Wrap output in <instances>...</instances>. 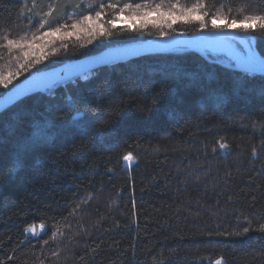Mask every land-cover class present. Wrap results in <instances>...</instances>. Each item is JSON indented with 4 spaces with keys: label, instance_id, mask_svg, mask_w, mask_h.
I'll return each instance as SVG.
<instances>
[{
    "label": "trees",
    "instance_id": "1",
    "mask_svg": "<svg viewBox=\"0 0 264 264\" xmlns=\"http://www.w3.org/2000/svg\"><path fill=\"white\" fill-rule=\"evenodd\" d=\"M202 2L212 15L229 18L221 25H239L264 8V0ZM196 3L179 0L177 7ZM93 5L0 0V75L18 73L7 87L0 84V94L33 71L159 36L149 25L121 35L97 32L91 43L84 34L48 37L40 63L19 69L27 61L16 41L68 25ZM164 30L200 31L198 22L179 20ZM249 32L264 58V36ZM220 56L175 48L102 65L0 111V261L264 264V75L225 66ZM109 119L112 127L97 135ZM27 143L24 166L15 167ZM128 153L130 163L123 159ZM33 224L43 232L29 236Z\"/></svg>",
    "mask_w": 264,
    "mask_h": 264
},
{
    "label": "snow or ice",
    "instance_id": "2",
    "mask_svg": "<svg viewBox=\"0 0 264 264\" xmlns=\"http://www.w3.org/2000/svg\"><path fill=\"white\" fill-rule=\"evenodd\" d=\"M122 0H100L99 3H95L90 6V14L83 15L81 19L75 23H72L70 27L72 29L82 30L88 33L90 39L89 43H91V38L95 37L97 32H99L100 36H111V35H121L128 32H141L144 29H147L149 25L159 28V37L167 39L172 33L169 31H165V27L168 29H172V25L177 21H181L183 23H188L190 21H196L199 24V30L208 31L211 33H224L225 35L220 37L226 41H239V44L242 46L244 52V59L240 64V67L246 73H262L264 74V59L260 58L256 54L255 48L252 47L251 41H247L242 37H237L231 35L233 31H244L249 32L250 30H258V34L264 36V8L259 9V13L257 15H247L243 20L240 21L239 25L237 24L236 19H230L228 23L223 25L218 24L217 21L221 19H229L228 17H221L219 15H212L210 12L206 11L207 5L202 2V0H197V3L190 8L178 9L179 0H166L167 8L164 7L165 0H160V3H152L151 0H142L141 3L134 2H124L123 6H121ZM215 7V4H213ZM200 9V11H197ZM106 10H111L112 15L105 21L107 25L110 26V30L105 28L104 23H97L108 15ZM91 13H94V18ZM125 13H127V19L132 21V24L127 28L116 29V23L118 20L125 18ZM211 16V19H207L206 17ZM139 21L137 25L136 22ZM245 21L256 22L258 21V25L255 23H245ZM61 27H68V25H61ZM61 27L52 28L50 31L43 32L40 37H33V40H44L45 38L52 37L55 33L61 32ZM150 34V33H149ZM73 35L71 31H65L62 33L63 36L70 37ZM79 35V32H77ZM54 42V41H53ZM14 45V41L8 40V47L11 48ZM22 47V46H20ZM40 48V56H33L30 51H24L23 56L26 59V63L21 64L19 66L20 70H26L29 66H35L40 63V57L43 56V48L45 45H38ZM67 47V45H65ZM131 54V53H129ZM105 58H102L101 61H104ZM18 73H9L8 76L0 75V84H3L7 87L13 79L14 75ZM27 89L21 91L18 95H23ZM162 90V93L163 94ZM116 114H119V109H114ZM150 111V109H147ZM72 112L69 111L68 119H74ZM114 123L113 119H109L99 124L95 128V132L97 135H103L107 130L112 127ZM227 145L220 144V148H226ZM31 144H23L19 147L18 151L15 155V167H23L25 162V154L30 150ZM253 153L255 154V149H253ZM123 159L125 161H129L133 159L131 153L126 154ZM14 171V167L10 166L8 172ZM5 176L0 175V180L4 179ZM250 229L244 228L243 231L247 233ZM261 230H264V225H261ZM55 235V233H53ZM48 240H44V244H48ZM12 259V257H9ZM0 264H3V261H0ZM216 264H220V261L217 260Z\"/></svg>",
    "mask_w": 264,
    "mask_h": 264
},
{
    "label": "water",
    "instance_id": "3",
    "mask_svg": "<svg viewBox=\"0 0 264 264\" xmlns=\"http://www.w3.org/2000/svg\"><path fill=\"white\" fill-rule=\"evenodd\" d=\"M224 35V33L220 32L211 33L208 31L201 30L192 33L178 32L172 33V35L167 39L156 36L146 39L139 43L130 44L128 45L129 48L122 52L114 53L111 51V48L103 49L96 53L88 54L77 59L64 61L41 72L42 76L38 79L26 83V78L25 80H22L21 82L13 85L5 92L0 94V111L28 95L34 94L38 91H45L47 88H52L59 83H63L64 80L70 78V75L73 70L77 68L82 69H80L81 71L71 77L84 75V73H88L92 69L102 65L112 64L151 53L166 51L169 49L190 48L204 54L201 50L193 47L198 44L214 43L222 45L226 49V51L220 52L227 56L230 62L219 59H217V61L224 64L225 66L235 68L239 71H243V69L240 67V64L244 59L243 49H240L233 41H226L220 38ZM231 35L242 37L245 40L248 37L252 43V47L256 50V54L260 58L264 59L260 56L259 52L256 49L255 38L252 34L240 31H233ZM102 58H105V60L101 61ZM251 74L264 75L259 72ZM25 89L27 90L24 92L23 95L16 96Z\"/></svg>",
    "mask_w": 264,
    "mask_h": 264
},
{
    "label": "rangeland",
    "instance_id": "4",
    "mask_svg": "<svg viewBox=\"0 0 264 264\" xmlns=\"http://www.w3.org/2000/svg\"><path fill=\"white\" fill-rule=\"evenodd\" d=\"M126 17H127V13H125V18H122L121 20H118V21H117L116 25H121V24H129V25H131L132 21L128 20ZM93 18H94V16H93ZM80 19H81V18H80ZM80 19L78 18V19L72 20V22H71L70 24H68V27H63V28H61V32H60V33H55L52 37H60V36H62V33L65 32V31H71V32H73V34H77V32H79L80 35H81V34H84L85 36H87V35H88L87 32L82 31V30H78V29H72V28L70 27V25H71L72 23H75V22L79 21ZM106 20H107L106 17H104L103 20H101V21H99V22H97V23H104V26H105V28H106V27L108 26V25L105 23ZM240 32H244V31L240 30ZM246 33H250V32H246ZM250 34H251V33H250ZM246 40H247V41H250L248 37L246 38ZM31 41H33V38H32ZM31 41H29V40H23V41L19 40V41H16L17 46H14V47H15V48H18L19 50H22V51H30L31 53H34V52H36V50L40 49V48L38 47V45H41V44L44 45V43H45V39H44V40L37 39V40H35V41H37L36 43H35V41H34V42H31ZM100 41H102V40H100ZM143 41H144V40H143ZM140 42H142V41H140ZM233 42H234V43H235L240 49L242 48V46L239 44V41H238V40H237V41H233ZM138 43H139V42H138ZM130 44H134V43H130ZM130 44H122V45H116V46H125V45H130ZM20 46H22V47H20ZM116 46H108V47L105 48V49H110V48H113V49H114V48H118V47H116ZM220 54H223V53H221L220 51H217V50H209V49H208V50H204V54H203V55H213V56L216 57V58H219V57L222 58V56H220ZM226 57H227V56H226ZM227 58H228V57H227ZM227 58H224L223 60H226V61H227ZM44 70H47V69H44ZM44 70L33 71V72H31V74H30L28 77H30L32 74L43 72ZM88 73H89V72H88ZM84 74H85V73H84ZM28 77H26V78H28ZM26 78H25V79H26ZM25 79H23V80H25ZM67 79H68V78H67ZM131 161H132V160H129V161H127V162L130 163ZM43 230H44V226H43L42 224H33V225H31V226H29V227L27 228L26 233H27L29 236H36V235L42 233Z\"/></svg>",
    "mask_w": 264,
    "mask_h": 264
},
{
    "label": "bare ground",
    "instance_id": "5",
    "mask_svg": "<svg viewBox=\"0 0 264 264\" xmlns=\"http://www.w3.org/2000/svg\"><path fill=\"white\" fill-rule=\"evenodd\" d=\"M194 48L196 49H199L201 50L203 53H204V50H217V51H226V49L222 46V45H219V44H214V43H207V44H198V45H195L193 46ZM129 48L128 45H125V46H119L118 48H111V51L114 52V53H118V52H122V51H125ZM80 69L82 68H77L75 70H73V72L71 73L70 77L73 76L74 74L78 73L79 71H81ZM42 76V73H35V74H32L30 77H28L25 81L26 83H29L31 81H34L36 79H38L39 77Z\"/></svg>",
    "mask_w": 264,
    "mask_h": 264
}]
</instances>
